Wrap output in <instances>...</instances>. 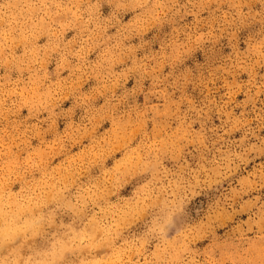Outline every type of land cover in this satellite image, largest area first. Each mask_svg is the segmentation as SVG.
<instances>
[{
  "label": "rangeland",
  "instance_id": "obj_1",
  "mask_svg": "<svg viewBox=\"0 0 264 264\" xmlns=\"http://www.w3.org/2000/svg\"><path fill=\"white\" fill-rule=\"evenodd\" d=\"M0 264H264V0H0Z\"/></svg>",
  "mask_w": 264,
  "mask_h": 264
}]
</instances>
